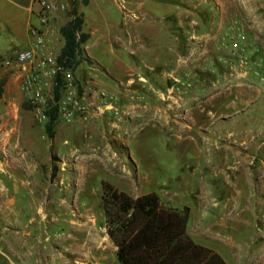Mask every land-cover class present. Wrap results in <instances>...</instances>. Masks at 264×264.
Masks as SVG:
<instances>
[{"label":"rangeland","instance_id":"1","mask_svg":"<svg viewBox=\"0 0 264 264\" xmlns=\"http://www.w3.org/2000/svg\"><path fill=\"white\" fill-rule=\"evenodd\" d=\"M101 1L115 20L125 21L120 19L123 16L119 12L118 2ZM167 1L182 8L180 15L169 19L171 22H181L189 29V56L196 57L197 71L202 72L200 68H204L207 59L220 56L227 62L228 75L241 73L240 67L232 70L229 64L236 63V58L231 55L229 39L238 33V29L246 37L251 69L258 67L254 63L261 62L262 66L258 68L264 71V0ZM74 2L83 12L92 13L85 6L86 0ZM69 20L67 11L57 18L55 24L60 29ZM154 20L156 19L148 16L146 22L155 24ZM115 30L112 28L99 32L88 43V51L93 54L96 62L90 70L91 77L88 78L86 72L84 80L80 81L85 86L116 95L120 106L126 111L120 119L105 115L88 120L77 119L69 124L60 123L56 126L55 138L50 139L45 128L35 126L30 109L24 106L17 72L0 65L3 90L0 97V264H62L59 258L62 255L54 250L52 243L57 238V232L67 228V225L63 221L54 222L52 215L65 212L67 205L64 201L68 202L70 212L71 204L77 198L80 201V211L90 210L98 216V226H105L102 210L104 183H110L134 198L156 193L167 206L189 207L190 215L194 212L196 221L192 217L188 225H191L193 219V223H196L193 229H199L197 232H202V235L222 216L213 212L212 194L203 180L210 176L196 175L193 181L186 178L190 177L189 171L193 170L183 167L184 160H188L189 155L183 156L182 147L176 145L174 138L164 135L168 130L163 133V127L157 125L147 130L143 121L145 117H136L137 122L132 127H124L134 121L133 113L122 101V94L116 93L115 84L119 82L117 74L120 75L118 54L126 57L128 53L123 49L114 52L113 39L117 35ZM180 31L183 32V29L180 28ZM22 40L24 39L0 26V60L9 59L16 50H25L27 44ZM215 72L217 70L214 68L205 74V82L210 87L211 76ZM250 73L254 74L253 71ZM107 79L112 83L110 86L98 85L96 82ZM166 81H172V85L165 92L159 93V101L170 112L174 111L177 118L184 119L192 82L173 77ZM249 85H255V82H249ZM220 91L221 89L212 91L200 101H208L214 94L216 98L226 97L224 92L216 94ZM132 96L134 104L142 103V99L136 94ZM26 121L30 124L29 129L36 133L34 141L37 155L26 151L22 143L14 145L12 150H8V144L6 148L3 143L6 130L15 126L13 135L16 144ZM143 128L146 130H141ZM139 144L141 147L138 149L136 146ZM255 199L257 198L254 196L253 204ZM257 215L252 206L241 210L232 221L235 219L234 224L241 228L242 233L239 235L232 230L223 234L218 242L212 243L209 240L212 247L207 248L229 264V260L226 261L229 257L218 250L238 252L244 249L246 245L241 242H251L254 239L249 236L257 231ZM61 219L63 218L60 217L59 220ZM48 236L50 240L46 239ZM195 243L204 246L205 240L201 236ZM105 263L113 264L112 258L111 262L107 260ZM115 264H119L118 260Z\"/></svg>","mask_w":264,"mask_h":264},{"label":"crops","instance_id":"2","mask_svg":"<svg viewBox=\"0 0 264 264\" xmlns=\"http://www.w3.org/2000/svg\"><path fill=\"white\" fill-rule=\"evenodd\" d=\"M86 1L85 6L92 13L87 14L78 7L84 16L83 31L90 35L82 47V53L92 63L84 61L80 65L76 71L78 79L84 80L86 72L88 78L91 77L90 70L96 62L88 51V43L99 32L115 28L117 35L111 38L114 52L123 49L128 53L126 57L118 54L120 75L117 74L119 82L115 84L116 93L122 94V101L133 113L134 121L124 127H132L137 122L136 117H145L143 121L147 130L155 125L163 127V133L168 130L164 135L174 138L176 145L182 147V155H189L188 160L184 157L183 167L193 170L189 171L192 176L188 174L190 177L186 178L193 181L196 175L210 176L203 180L212 194L213 212L222 216L203 235L197 232L199 229H193L196 223L192 219L187 228L188 235L196 242L202 236L205 247H212L209 240L218 242L223 234L232 230L240 235L241 228L234 224L235 219L232 221V218L252 206L258 213L257 231L249 236L254 239L241 242L246 247L238 252L218 251L229 257L226 259L229 264H264V82L251 73L228 75L227 62L220 56L207 59L204 68H200L202 72L197 71L196 57L189 56V29L181 22L175 23L169 19L181 14L182 8L178 4L167 0H114L121 7L119 12L123 18L120 19L125 20L119 22L108 13L101 0ZM148 16L156 19V23L146 22ZM38 22L32 0H0V26L24 39L22 42L27 44L26 49L30 43L29 28L38 25ZM63 46L64 40L58 34L49 38V47L57 52L60 53ZM214 68L217 72L211 76L210 87L205 82V74ZM172 77L192 82L184 119L177 118L178 115L174 111L170 112L158 98L160 92H165L172 85V81H166ZM96 82L98 85L112 84L108 79ZM249 82H255V85H249ZM18 85L21 90L20 81ZM219 89L221 91L216 94L224 92L226 97L216 98L214 94L208 101H200ZM133 94L142 99L141 104H134ZM14 128L6 130L4 146L8 144V150H12L14 145L22 143L26 151L37 155L34 141L36 133L29 129V122L26 121L22 127L16 144ZM144 128L141 130H146ZM136 147L139 149L141 145ZM254 196L257 199L253 204ZM64 202L67 205L65 212L52 215L54 222L63 221L67 225V230L58 231L52 243L54 250L62 255L59 256L61 263L106 264L112 258L115 264L117 247L109 238L106 227L98 226V216L90 210L81 212L77 198L71 204L70 212L68 202ZM193 214L191 212L190 218L194 217ZM60 217L63 219L59 220ZM46 239L50 240V237Z\"/></svg>","mask_w":264,"mask_h":264},{"label":"trees","instance_id":"3","mask_svg":"<svg viewBox=\"0 0 264 264\" xmlns=\"http://www.w3.org/2000/svg\"><path fill=\"white\" fill-rule=\"evenodd\" d=\"M69 17L59 29L64 40L60 60L77 70L84 61L92 63L82 53L90 35L83 31L84 16L75 2ZM1 86L0 83V97ZM56 126L57 118L53 115L44 129L50 139L55 137ZM102 210L107 234L117 247L119 264H226L220 255L195 243L188 235L187 206H167L156 193L134 198L104 183Z\"/></svg>","mask_w":264,"mask_h":264},{"label":"built area","instance_id":"4","mask_svg":"<svg viewBox=\"0 0 264 264\" xmlns=\"http://www.w3.org/2000/svg\"><path fill=\"white\" fill-rule=\"evenodd\" d=\"M73 2L32 0L39 24L29 28V48L16 51L7 60H0V65L17 72L24 104L30 109L35 124L43 128L53 115L58 125L105 115L120 119L126 113L116 95L82 84L77 70L60 60L61 52L49 47V38L56 34L62 38L55 23L61 14L71 9ZM240 32L238 29V33L229 39L231 55L236 58V63H229L230 68L240 67L245 74L253 71L264 82V71L258 68L262 63H254L258 67L251 69L246 37Z\"/></svg>","mask_w":264,"mask_h":264}]
</instances>
